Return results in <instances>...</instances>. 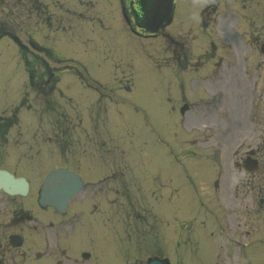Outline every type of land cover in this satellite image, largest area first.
Masks as SVG:
<instances>
[{
	"label": "rangeland",
	"instance_id": "374dc122",
	"mask_svg": "<svg viewBox=\"0 0 264 264\" xmlns=\"http://www.w3.org/2000/svg\"><path fill=\"white\" fill-rule=\"evenodd\" d=\"M64 3L62 11L52 10L55 16L51 15V20L47 14L37 18L29 0H0V28L25 45L31 34L63 60V65L53 67L66 66L70 70L61 74L56 89L43 98L27 83L15 42L0 40V125L8 126L5 147H0L4 154L0 156H28L42 163L35 165L36 172L65 165L77 169L71 170L86 180L87 187L75 203L96 205L105 211L99 213L102 221L109 214L112 190H120L119 194L123 192L120 188H126L117 185L126 183L122 179L106 177L113 174L109 173L111 164L117 170L123 169V179L132 192L130 199L140 206H145L147 197L142 181L145 176H149L145 183L152 185L162 179H158L160 175L164 178L174 170L178 196L170 205L161 200L154 208L164 213L173 207L178 213L177 224L186 220V229L192 214H198L190 225L194 227L189 232L182 230L177 244V236L168 238L165 234L162 238V224L156 228V223L155 232L151 234L149 229L146 240L125 246L131 249L133 258L144 262L152 256H167L172 264H215V259L218 264H264V53L260 52L264 45V0H177L173 25L154 39H140L126 31L116 0ZM79 3L84 6L78 7ZM65 9L70 11L68 15ZM199 12L203 21L199 26L196 21L198 29H188ZM55 19L59 27L53 24ZM173 41L199 46V51L207 46L198 63L191 59L195 68L202 67L208 58L211 68L220 67V60L226 66L234 53L241 58L240 69L229 72L227 84L213 78V85L206 86V90H212L213 95H208L211 99L200 100L182 117L172 111L164 97L166 80L172 76L167 69L153 66L159 64L161 50L173 52ZM181 78L185 84L187 76ZM226 87L229 93L225 95ZM251 89L256 90L253 98L249 95ZM196 90L192 80L187 82L183 92L181 87L178 89L179 100L197 103ZM215 149L222 157L219 168L214 162ZM251 150L257 153L261 169L249 181L251 177L244 176L240 164ZM11 159L9 163L14 162ZM139 161L144 163L143 170L134 164ZM211 165L215 174H222L216 192L207 187L211 178L208 173H213ZM154 171L158 174L152 175ZM186 179L189 183L182 185ZM164 183L172 187V182ZM224 183L230 188L229 203L222 190ZM147 190L150 194L151 188ZM212 206L216 221L203 212ZM226 211L230 219L227 223L223 222ZM87 219L85 215L82 226H67L68 240L73 245L69 251L74 255L82 251L100 255L101 244H88L85 238L88 225H92ZM201 220L205 222L202 226ZM74 227L80 228L72 231ZM222 227L228 236L219 234ZM167 232L171 235L173 228ZM41 252H45L44 245ZM106 260L104 264H119ZM37 264H45V260H37Z\"/></svg>",
	"mask_w": 264,
	"mask_h": 264
},
{
	"label": "flooded vegetation",
	"instance_id": "af4514ba",
	"mask_svg": "<svg viewBox=\"0 0 264 264\" xmlns=\"http://www.w3.org/2000/svg\"><path fill=\"white\" fill-rule=\"evenodd\" d=\"M124 2V0H121ZM2 152V151H0ZM5 157V158H3ZM11 157L0 156V169L6 170L14 178L25 177L20 171L29 177H25L29 183V190L25 198L20 196H10L0 190V264H37V260H45V264H104L106 257L109 262H122V264H132L133 259L129 254L104 255L88 253L87 256L82 251L81 255H74L69 251L73 246L67 237H64L63 229L67 226L66 220H73L77 223L83 214L84 206H68L64 215L58 214L51 208L37 209V198L34 189L35 167L32 164L16 162L9 163ZM113 190V197L124 198V203L115 204L117 198L111 200L109 209V231L110 240L126 243L133 239V236L147 222V211L142 207L133 204L129 200L128 192L125 189ZM22 200V202H20ZM95 208V207H94ZM93 215L96 211L91 212ZM96 226L92 227L93 233ZM135 231V232H133ZM89 239V238H88ZM99 243L97 234L90 239ZM44 245L45 252H41ZM103 258V259H102ZM104 260V261H103ZM135 264H141L135 262Z\"/></svg>",
	"mask_w": 264,
	"mask_h": 264
},
{
	"label": "water",
	"instance_id": "95a60500",
	"mask_svg": "<svg viewBox=\"0 0 264 264\" xmlns=\"http://www.w3.org/2000/svg\"><path fill=\"white\" fill-rule=\"evenodd\" d=\"M171 2L172 0H156V3L152 5L147 22L150 30L156 31L163 22L170 21ZM6 179L10 180L7 177ZM2 181H5V179L0 176V185L2 184ZM7 183L15 188L20 187L23 189L26 187V184H21L23 183L22 181L16 183H13L12 181ZM81 187V181L66 170L52 172L42 185L40 202L43 205H50L56 209H61ZM150 264L166 263L153 261Z\"/></svg>",
	"mask_w": 264,
	"mask_h": 264
}]
</instances>
